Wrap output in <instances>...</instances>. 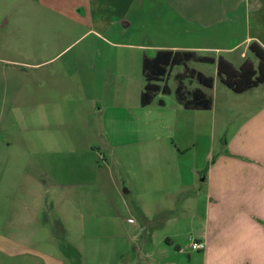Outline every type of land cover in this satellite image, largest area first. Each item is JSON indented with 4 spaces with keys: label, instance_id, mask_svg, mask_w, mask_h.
I'll return each mask as SVG.
<instances>
[{
    "label": "crops",
    "instance_id": "crops-1",
    "mask_svg": "<svg viewBox=\"0 0 264 264\" xmlns=\"http://www.w3.org/2000/svg\"><path fill=\"white\" fill-rule=\"evenodd\" d=\"M51 1L53 11L72 17L79 24L98 27V32L110 36L119 33L122 37L137 16L147 17L151 25L156 20H174L185 34H192L191 42L186 39L183 43L167 41L165 35L157 34L159 40L154 38L149 46H137L153 49L149 58L162 50L192 51L199 56H204L200 52L213 50L219 54L213 58L223 57L239 69L247 61L258 66L259 60L250 50L253 43L264 49V0ZM238 29L243 34L233 44ZM209 30H215V45L202 42L208 40L204 34ZM105 41L133 46L107 38ZM213 78L214 87L210 90H215V101L211 110H187L178 102L167 113L165 101L160 99L164 102L160 105L159 100L158 105L164 108L158 109L163 111L160 115L167 117L164 125L174 137V151L164 157L163 197L152 196L148 205V209L161 210L160 216L167 220L165 226L191 217L195 240L205 245L204 250L194 251L190 246L192 251H188L178 245L173 251L176 243L170 236L162 238L155 231L144 234V228L134 218L125 217L128 204L124 195L133 191L127 178L109 170L96 176L97 180L89 173L86 181L73 169H66L63 178L55 173L56 140L26 141L16 145L15 158L21 162L25 175L29 168L34 175L30 180L26 177L24 187H8L6 191L11 195L0 231V241L6 242L0 249L6 264H75L73 255L80 264H264V84L237 94L221 82L218 67L217 78ZM218 81L223 88L217 86ZM201 89L207 94L208 89ZM42 90L37 93L39 99L45 97ZM154 103L155 100L141 107L149 112ZM150 122L144 124L148 126L146 132L139 133L141 125L130 121L126 128L131 131L124 133L125 123L104 120L105 144L116 149L133 146L141 141V135L154 130V123ZM221 122L225 124L220 139L222 149L215 156L213 134ZM207 134L210 147L205 154L194 156L189 166L186 152L209 139ZM5 145L0 142V155L4 151L8 154ZM156 176L152 171H136L131 180L134 184L146 181V188L141 190L155 194ZM95 190L103 198L96 204L100 214L93 211ZM46 194H53V202L46 201ZM175 209L181 212L171 216ZM56 210L59 217L53 216ZM152 216L148 212V221Z\"/></svg>",
    "mask_w": 264,
    "mask_h": 264
},
{
    "label": "rangeland",
    "instance_id": "rangeland-1",
    "mask_svg": "<svg viewBox=\"0 0 264 264\" xmlns=\"http://www.w3.org/2000/svg\"><path fill=\"white\" fill-rule=\"evenodd\" d=\"M51 4V0H0V142L7 144L6 151L10 153L8 155L4 151L0 155V231L3 229L1 220L7 211L5 207L9 206L8 196L11 194L6 192L8 187L25 186L26 177L30 180L34 175L31 168L28 175L23 172L21 162L15 158L16 145L26 141L56 140L57 145H53V149L57 150L54 152L58 160L55 161L57 175L64 178L66 169H73L87 181L89 173L96 178L110 170L121 178H127L133 191L124 195V202L128 204L124 216L134 218L138 226L144 228V234L155 231L162 238L170 236L176 243L172 246L173 251L178 245L192 251L190 246L195 240V225L191 217L179 221V224L165 226L167 220L160 216L161 210L148 209L152 196L163 197L164 157L169 151H174V137L168 126L164 125L167 117L160 115L163 113L160 110L164 108L158 102L160 99L165 101L167 113L178 103L175 95L179 81L177 75L186 74L187 71L184 67H175L166 79L172 93L159 95L149 112H145L141 107L146 83L143 57H152L154 50L137 47L149 46L154 43V38L160 39L159 34L165 35L167 41L178 43L186 39L191 42L192 34H185L184 28L178 27L174 20L171 23L156 20L151 25L147 17L137 16L122 37L119 33L110 36L98 32V27L94 29L85 23L79 24L74 18L53 11ZM241 34L243 30L238 29L233 44ZM186 35L188 37L184 38ZM204 35L209 38L202 42L215 45V30H209ZM105 38L133 46L112 45ZM243 50L240 49L238 56ZM199 54L211 57L219 55L213 50ZM247 54L251 60L257 61L250 51ZM189 68L217 78L216 65L192 62L188 64ZM184 84L187 92L201 88L188 77L184 79ZM217 86L223 88L220 81ZM41 90L45 97L39 99L37 93ZM205 91L215 101V90ZM104 120L125 123L122 129L124 133L131 131L126 128V123L130 121L141 125L139 133L146 132L148 126L144 124L150 121L154 123V130L147 131L149 136L141 135V141L137 144L116 149L105 144ZM219 124L221 126L213 134L215 156L222 149L220 139L224 135L225 124ZM207 137L209 139L198 147L186 152L188 164L194 156L206 153L210 147L209 134ZM136 171L139 174L147 171L157 174L155 194L141 190L142 187L146 188V181L133 183L131 177ZM94 195L93 211L100 214L96 204L103 198L99 190H95ZM52 197L53 194H46V201L53 202ZM148 212L153 215L150 221ZM180 212V209H175L171 216ZM13 216H16L15 211ZM53 216L59 217V211L56 210ZM4 243L0 241V249H3ZM163 244L167 246L166 242ZM5 258L3 250H0V264H6ZM73 260L75 264H80L74 255ZM12 263H15L14 259Z\"/></svg>",
    "mask_w": 264,
    "mask_h": 264
},
{
    "label": "trees",
    "instance_id": "trees-1",
    "mask_svg": "<svg viewBox=\"0 0 264 264\" xmlns=\"http://www.w3.org/2000/svg\"><path fill=\"white\" fill-rule=\"evenodd\" d=\"M251 52L258 58L256 67L252 62H245L239 69L223 57L216 60L213 57L199 56L192 51L162 50L153 58L145 57L143 60V75L146 81L141 96V106L147 107L153 103L158 95L172 93L168 79L175 67H184L186 74L177 75L178 85L175 91L176 99L187 110H211L213 100L201 88L191 92L185 89L184 79L195 80L202 88L212 89L214 78L195 69L189 68L191 62L204 64H217L218 76L221 82L237 94L245 93L264 84V49L257 43L250 46ZM160 105L164 102L160 100Z\"/></svg>",
    "mask_w": 264,
    "mask_h": 264
},
{
    "label": "built area",
    "instance_id": "built-area-1",
    "mask_svg": "<svg viewBox=\"0 0 264 264\" xmlns=\"http://www.w3.org/2000/svg\"><path fill=\"white\" fill-rule=\"evenodd\" d=\"M191 248L194 251H202L205 249V245L197 240H192Z\"/></svg>",
    "mask_w": 264,
    "mask_h": 264
}]
</instances>
